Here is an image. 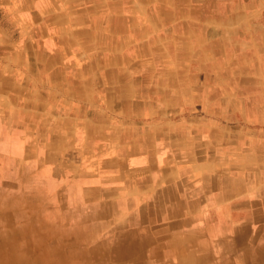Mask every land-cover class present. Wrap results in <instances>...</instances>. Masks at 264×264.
Returning a JSON list of instances; mask_svg holds the SVG:
<instances>
[{
    "label": "rangeland",
    "instance_id": "1",
    "mask_svg": "<svg viewBox=\"0 0 264 264\" xmlns=\"http://www.w3.org/2000/svg\"><path fill=\"white\" fill-rule=\"evenodd\" d=\"M239 176L264 208V0H0V264H127L94 246Z\"/></svg>",
    "mask_w": 264,
    "mask_h": 264
},
{
    "label": "crops",
    "instance_id": "2",
    "mask_svg": "<svg viewBox=\"0 0 264 264\" xmlns=\"http://www.w3.org/2000/svg\"><path fill=\"white\" fill-rule=\"evenodd\" d=\"M243 178L245 177L239 176V190L226 185V181L217 180L220 184L212 187L213 190L208 193L210 195L198 202L196 198L187 200L183 198L178 188L172 189L174 194L171 199H166V194L161 193L156 201L148 202L144 207L139 205L143 208L138 209L139 212L127 225L129 229L119 227L115 230L120 235L123 233L126 235L118 239L112 234L116 239L111 240L110 236L102 241L103 246L96 244L93 249L104 248V256H111L114 261L121 263L130 258L127 264H264V218L258 219L261 214L264 216V211L261 212L264 208L262 206L249 208V203L245 201L243 195L248 194V187L245 186L247 184ZM43 188L49 195L46 197L54 203L56 193H51L47 186ZM99 190L100 193H106L111 189L99 187ZM89 193L93 195V189ZM233 194L241 196L233 200ZM73 196L70 194L67 197V205L74 203L76 196ZM115 208L116 206L111 210L114 211ZM108 209L107 204L90 203L78 209V218L82 221H97V217L108 220L106 218ZM249 209L252 211V219L256 221L247 218ZM72 216L74 215L70 212L59 214L64 226H69L68 232L74 227ZM153 222L160 224L154 226ZM253 224L256 228L251 230L250 226ZM140 227L149 229L147 233L150 240L142 241L134 235ZM260 233L262 235L259 239L257 235ZM155 235H158L156 242L161 245L157 256L145 250L130 252L135 246L141 247L143 244L145 246L149 242L155 244L153 240ZM115 245L118 246V250L113 255L111 250ZM195 252H199L197 256Z\"/></svg>",
    "mask_w": 264,
    "mask_h": 264
},
{
    "label": "bare ground",
    "instance_id": "3",
    "mask_svg": "<svg viewBox=\"0 0 264 264\" xmlns=\"http://www.w3.org/2000/svg\"><path fill=\"white\" fill-rule=\"evenodd\" d=\"M45 256V255H44ZM3 260V259H2Z\"/></svg>",
    "mask_w": 264,
    "mask_h": 264
}]
</instances>
